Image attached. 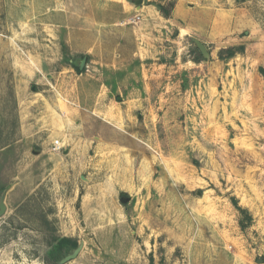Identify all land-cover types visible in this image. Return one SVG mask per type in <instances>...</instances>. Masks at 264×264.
I'll return each instance as SVG.
<instances>
[{"label": "rangeland", "instance_id": "374dc122", "mask_svg": "<svg viewBox=\"0 0 264 264\" xmlns=\"http://www.w3.org/2000/svg\"><path fill=\"white\" fill-rule=\"evenodd\" d=\"M35 99L75 154L24 152ZM10 184L0 264H264V0H0Z\"/></svg>", "mask_w": 264, "mask_h": 264}, {"label": "crops", "instance_id": "0c3cea01", "mask_svg": "<svg viewBox=\"0 0 264 264\" xmlns=\"http://www.w3.org/2000/svg\"><path fill=\"white\" fill-rule=\"evenodd\" d=\"M145 8H146V6H145ZM146 10H148V11L151 10V11L155 12V14L157 13V10L155 9V7L150 8L149 6H147ZM161 18L165 19L164 17H161ZM159 23H160V21H159ZM161 26H162V28L164 27L163 23ZM179 30H180L181 35H182V33L187 30V26H179ZM37 101H38L37 99H35L33 101V102H35L36 108L34 107L31 111L28 110V112H25L24 105L22 104L23 102L20 103V105H19V108H20L19 114H20V119H21V123H22V137H21V139L23 141H25L27 147L29 148V149H25L24 152L26 153L29 150H33L35 157H37V158L39 157V159H43L45 157V153L48 152L49 154H51V157L54 156L55 158L58 159L59 155H60L59 152H62V151H56L55 149H53L52 145H53L55 139H59L61 141V143L65 146V149L63 150V152L67 151V153H69L70 155L75 154L78 149H74V148H76L75 143L72 145V143L75 142V140H76V138L73 137L74 136L73 134H72L73 136H71V133H73L74 132L73 130L76 128L73 125L72 117H74L76 115L75 112L78 109H76L75 107H72L71 116L67 115V113H65L64 111L60 112L59 116H60L61 121H59V125H55V124H53V121L50 120V117L48 116L49 114H47V111L50 110L49 107L51 109L52 108L55 109L53 104L49 101L48 102L38 101L39 103H37ZM45 111H46V115H47V120L45 119V117H46ZM32 118H33V120H32ZM50 123H52L53 125H50ZM80 126L81 125L79 124V128H80ZM49 130H51L52 133L50 132L49 137H47L45 135V133L49 134ZM34 142L41 144L42 148L40 150L34 149L32 147V144ZM30 163L32 164V161H30ZM29 166H30V164H28L24 168H29ZM39 166L40 167L38 169H42L43 165H41V162H40ZM29 169H34V168H33V166H31V168H29ZM11 185L12 184L7 186L6 191L11 187ZM6 196H7V194H6Z\"/></svg>", "mask_w": 264, "mask_h": 264}, {"label": "water", "instance_id": "95a60500", "mask_svg": "<svg viewBox=\"0 0 264 264\" xmlns=\"http://www.w3.org/2000/svg\"><path fill=\"white\" fill-rule=\"evenodd\" d=\"M135 1L139 7L143 2V0H135ZM196 43H197L198 47L200 48L201 52L204 54V56L206 58H208L210 56V54H209V51H208L207 47L205 46V44L203 42H201L199 39H196ZM86 61H87L86 57L81 61V64H80L81 69H83L85 67ZM6 194H7V191H5L2 194L1 199H0V216L3 215L7 210V204L5 202ZM126 200H128V199L123 198V201H126ZM82 248H83V243L73 253L67 255L63 261L65 262V261L71 260L73 258H76L79 255V253L81 252Z\"/></svg>", "mask_w": 264, "mask_h": 264}, {"label": "built area", "instance_id": "2783aa9c", "mask_svg": "<svg viewBox=\"0 0 264 264\" xmlns=\"http://www.w3.org/2000/svg\"><path fill=\"white\" fill-rule=\"evenodd\" d=\"M53 148L55 150H62L64 148V145L61 143L59 139H55Z\"/></svg>", "mask_w": 264, "mask_h": 264}, {"label": "trees", "instance_id": "16d2710c", "mask_svg": "<svg viewBox=\"0 0 264 264\" xmlns=\"http://www.w3.org/2000/svg\"><path fill=\"white\" fill-rule=\"evenodd\" d=\"M78 69H80V68H78ZM239 209H240L241 211H243V212H244V210H245V209H242V208H239Z\"/></svg>", "mask_w": 264, "mask_h": 264}]
</instances>
